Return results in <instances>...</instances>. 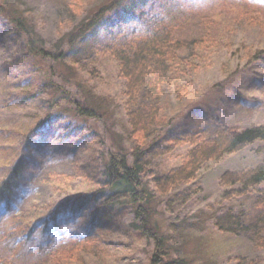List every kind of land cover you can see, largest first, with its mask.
<instances>
[{
    "label": "rangeland",
    "instance_id": "374dc122",
    "mask_svg": "<svg viewBox=\"0 0 264 264\" xmlns=\"http://www.w3.org/2000/svg\"><path fill=\"white\" fill-rule=\"evenodd\" d=\"M15 1L28 23L33 25L41 45L55 52V48L64 47L65 50L67 36L92 11L111 0ZM248 2H197L198 10L194 14L214 16L218 25H222L223 44L216 39L207 48L198 46L194 50L191 42L198 40L202 30L206 29L200 23L176 33L177 38L190 42L181 55L194 58L190 61L197 65V68H186V79L191 81L183 102H176L171 89L166 86L153 93V78L146 79L134 99H130V93L117 75L115 63L103 57L100 77L89 79L83 75V90L77 86L75 77L71 79L70 103H65L71 109L75 98L84 101V92L91 91L89 101L100 104L99 113L103 116L83 124L82 132L69 128L62 120L52 124L50 132L42 133L46 130L43 127L40 140L32 137L27 143L28 131L52 114L53 109L45 104V96L30 103L18 99L25 96L21 93H30L37 87L30 85L22 90L14 87L16 83L35 80L33 63L31 58L26 59L23 55L22 41L7 35L6 22L0 19V100L5 97V94L1 96L4 84L5 88L9 84L11 90L7 97L12 100L7 104L0 101V182L21 158L27 169L11 208L0 202V262L150 263L154 245L137 231L142 218L135 217L129 205L114 208L101 205L108 211V219L97 220L95 224L92 218L86 220L83 216L86 212L78 216L72 213H68V217L59 215L58 228L53 229L52 235L49 234L50 224L42 231L46 211L53 206L56 208L63 196H86L97 189L98 176L93 172L94 180L87 177L86 166L95 159L101 164L113 148L130 152L136 144H143V149L149 150L150 155L147 180L150 183L154 177L183 164L188 148L175 146L174 138L190 134L213 137L220 127L244 129L264 124V21L258 19L250 25L244 15H236L238 9L245 10V7L264 15V3ZM108 39L105 36L98 38L103 43ZM257 55L261 56L255 59ZM130 113L145 118L151 117L150 113L153 116L138 132L137 117L132 118L136 128H130L127 123L126 115ZM258 148L256 145L209 163L196 181L179 180L170 195L155 196L153 213L171 257L181 258L187 264H238L242 258L245 264H264V186L247 197L218 204L223 193L233 189L220 186L219 178L227 172H241L262 164L264 149L260 152ZM175 195L180 201L168 205ZM227 210L242 218L237 235L218 233L212 226L214 217ZM32 223L39 229H31ZM25 224L30 230H36L30 237L28 233L23 235L29 229L21 230ZM99 227H103L101 232L96 229ZM93 233L98 236L92 239ZM34 244L42 248L35 250Z\"/></svg>",
    "mask_w": 264,
    "mask_h": 264
},
{
    "label": "trees",
    "instance_id": "16d2710c",
    "mask_svg": "<svg viewBox=\"0 0 264 264\" xmlns=\"http://www.w3.org/2000/svg\"><path fill=\"white\" fill-rule=\"evenodd\" d=\"M206 1L111 0L92 11L90 16H87L84 22L67 36L65 50H63L64 47L55 48L53 52L41 45L33 25L28 23L15 0H0V19L6 22L8 28L6 34L14 35L22 41L23 55L26 59H32L34 68L33 82L27 80V83H16L14 87L20 90L30 85L33 88L37 87L30 93H21L25 96L18 99L23 103H30L40 99L39 96H45V104L53 109L52 114L47 113L43 121L34 124L31 131H28V136L25 137L26 143L32 137L37 141L40 140L42 133L50 132L51 125L62 120L69 128L74 127L76 132H82L83 124L91 123L90 121L95 120L94 118L103 116L99 113L100 104L93 100L89 101L92 92L88 90L84 92V101L75 98L71 103V109L65 106V103H70L71 79L75 77L77 86L83 90L85 87L83 75L89 79L100 77L99 68L103 57L115 63L117 75L130 93V99H134V94L146 79L153 78L151 86L153 93L159 92L161 86H166L171 89L176 102H183L187 96L188 82L191 81L186 79L188 74L186 68H197V65L196 62L190 61L194 58L181 55L190 42L177 38L176 33L196 23H200V26L205 25L206 29L202 30L200 38L191 42L194 50L198 46L207 48L209 43L216 39H220L221 42L224 38L222 25H218L214 16L194 14V11L198 10L197 2L201 4ZM248 3H264V0H249ZM245 8V10L238 9L236 15H244L245 19L251 22L248 24L254 25L252 23L258 19L264 21L263 14ZM147 10H151L150 13H146ZM100 36L109 39L103 43L98 40ZM260 56L257 55L255 59ZM81 75L82 79H80ZM8 85L5 88L4 84L3 93H1V96L5 94V97H1L0 101H5V104L12 102L7 97L8 91L11 90ZM130 115H126L127 123L130 128H136L134 124H137L134 122L137 117L138 132L141 127L144 128L146 122H150L153 116L152 113H150L151 117L146 116V118L138 113L135 116L131 113ZM43 127L46 130L41 133ZM173 143L175 146L188 148L183 164L167 174L154 177L150 183L147 181L150 176L148 165L150 155L149 150L143 149V144H136L130 152L113 148L106 154L101 164L95 159L90 166H86L85 172H88L87 177L90 179L96 178L93 172L97 174L98 188L89 191L86 196L76 195L68 198L63 196L56 208L53 206L46 211L47 219L42 231L46 230L50 224L49 234L52 235L53 229L58 228L56 220L59 215V217H68V213H72L78 216L86 212L83 216L87 221L92 218L95 224L97 220L108 219L109 213L103 210L101 205L112 208L129 205L134 216L142 218L137 231L154 245L155 250L149 264H187L181 258L171 257L166 251L161 229L153 213L155 196L170 195L179 180L196 181L209 163H216L256 145L259 147L257 151L261 152L264 149V124L244 129L224 126L218 128L213 137L190 134L174 138ZM171 149L167 148V150ZM73 150L75 151L76 147ZM26 170L24 159L21 158L19 162L11 166L0 182V202H3L5 207H10L16 199L18 186ZM219 184L222 187L233 188L223 193L222 200L218 203L220 205L247 197L252 191H257L259 187L264 186V162L241 172H227L219 178ZM188 196L189 193L186 194V198ZM72 198L73 200H70ZM98 200H103V203ZM179 201L180 198L175 195L168 201V205ZM96 206L99 208H95ZM28 224H25V228L22 227L21 230L29 229L30 224ZM241 224L242 218L236 216L231 210L217 215L212 221L213 228L221 234L237 235V228ZM31 229H39V227L36 223H32ZM96 229L101 232L103 227ZM35 231L29 229L23 235L28 233L30 237ZM97 236L98 234L93 233L92 239ZM78 243L82 241L78 240ZM34 245L35 250L42 248L37 244ZM0 264L9 263L0 262ZM238 264H245V260L239 259Z\"/></svg>",
    "mask_w": 264,
    "mask_h": 264
},
{
    "label": "bare ground",
    "instance_id": "6f19581e",
    "mask_svg": "<svg viewBox=\"0 0 264 264\" xmlns=\"http://www.w3.org/2000/svg\"><path fill=\"white\" fill-rule=\"evenodd\" d=\"M99 201V200H98ZM100 202V201H99ZM98 203V202H97ZM101 203V202H100ZM44 223H45V221H44ZM37 225V224H36Z\"/></svg>",
    "mask_w": 264,
    "mask_h": 264
}]
</instances>
